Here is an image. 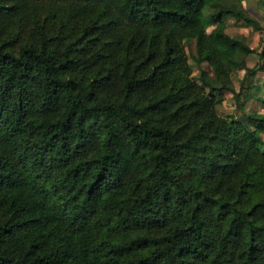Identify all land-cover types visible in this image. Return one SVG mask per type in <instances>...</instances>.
<instances>
[{
    "label": "trees",
    "instance_id": "1",
    "mask_svg": "<svg viewBox=\"0 0 264 264\" xmlns=\"http://www.w3.org/2000/svg\"><path fill=\"white\" fill-rule=\"evenodd\" d=\"M227 17L261 28L230 0H0V264H264V113H217L254 72Z\"/></svg>",
    "mask_w": 264,
    "mask_h": 264
},
{
    "label": "rangeland",
    "instance_id": "2",
    "mask_svg": "<svg viewBox=\"0 0 264 264\" xmlns=\"http://www.w3.org/2000/svg\"><path fill=\"white\" fill-rule=\"evenodd\" d=\"M238 1L247 10V12L258 20L261 28L254 30L251 27H246L240 22H236L231 17L225 18L226 29L225 31L232 37L244 42L254 49V53L247 57L246 63L249 69L254 70L252 75V81L250 82V97L248 100L243 98V110L237 107V103L233 97V94L228 91L220 93V103L217 105V113L225 117H238L242 112L248 113L251 111H257L264 113V72L258 69V52L261 50L264 39V0H230ZM213 26L208 28L211 30ZM184 48L187 54L190 55L194 51V42L190 39H185ZM203 67L209 70L206 63H203ZM192 77L194 78L197 73L195 66L192 68ZM231 80L235 90H239L240 83L245 77V70L238 68L231 72ZM248 82L245 86H248ZM264 138V132L262 133Z\"/></svg>",
    "mask_w": 264,
    "mask_h": 264
}]
</instances>
